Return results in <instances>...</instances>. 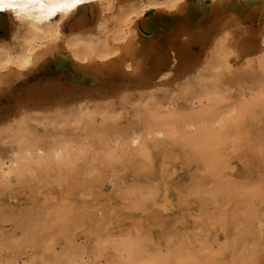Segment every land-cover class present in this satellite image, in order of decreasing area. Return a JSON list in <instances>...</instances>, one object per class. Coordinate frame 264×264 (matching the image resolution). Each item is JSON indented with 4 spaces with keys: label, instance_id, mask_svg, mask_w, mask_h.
Masks as SVG:
<instances>
[{
    "label": "rangeland",
    "instance_id": "374dc122",
    "mask_svg": "<svg viewBox=\"0 0 264 264\" xmlns=\"http://www.w3.org/2000/svg\"><path fill=\"white\" fill-rule=\"evenodd\" d=\"M128 6L114 0L110 19ZM263 56L229 44L201 105L171 80L88 104L79 123L27 117L23 144L2 124L0 159L23 164L0 177V264H84L83 251L89 264H264ZM33 136L46 154L25 163Z\"/></svg>",
    "mask_w": 264,
    "mask_h": 264
},
{
    "label": "bare ground",
    "instance_id": "6f19581e",
    "mask_svg": "<svg viewBox=\"0 0 264 264\" xmlns=\"http://www.w3.org/2000/svg\"><path fill=\"white\" fill-rule=\"evenodd\" d=\"M113 1L83 0L71 13L49 20L36 19L34 10L27 16L0 14V105L5 104L0 109L8 118L0 127L9 125L3 138L23 144L27 117L55 122L56 117H47L55 112L60 123H79L88 104L129 93L131 87L149 92L165 81L183 88L192 83L197 95L191 104L201 105L200 95L213 91L219 58L229 44L239 41L247 53H264V0H134L137 7L128 6L111 20ZM166 11L165 18L153 15ZM194 53L203 58L193 59ZM32 70L30 79L13 83ZM40 75L46 79L28 84ZM34 138L25 163L46 154ZM49 152L61 155L64 148L53 142ZM22 161L17 150L10 151L0 159V177L19 173ZM81 254L89 264V254ZM17 262L30 264L22 258ZM81 262L66 259L64 264Z\"/></svg>",
    "mask_w": 264,
    "mask_h": 264
},
{
    "label": "snow or ice",
    "instance_id": "6c2138e0",
    "mask_svg": "<svg viewBox=\"0 0 264 264\" xmlns=\"http://www.w3.org/2000/svg\"><path fill=\"white\" fill-rule=\"evenodd\" d=\"M83 0H0V14L9 11L19 15H28L34 10L39 20L58 18L59 15L71 13Z\"/></svg>",
    "mask_w": 264,
    "mask_h": 264
},
{
    "label": "water",
    "instance_id": "95a60500",
    "mask_svg": "<svg viewBox=\"0 0 264 264\" xmlns=\"http://www.w3.org/2000/svg\"><path fill=\"white\" fill-rule=\"evenodd\" d=\"M205 3L208 4L209 3V0H206ZM146 16H148V14H146ZM164 18H165V16H164ZM153 30H154V27H152L151 29H149L148 32L153 31Z\"/></svg>",
    "mask_w": 264,
    "mask_h": 264
}]
</instances>
